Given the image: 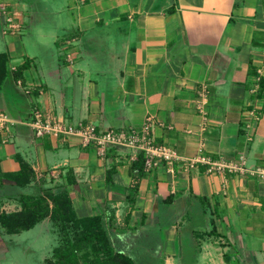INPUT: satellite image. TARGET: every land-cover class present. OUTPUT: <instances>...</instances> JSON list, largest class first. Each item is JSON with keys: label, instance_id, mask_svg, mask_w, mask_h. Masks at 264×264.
<instances>
[{"label": "crops", "instance_id": "obj_1", "mask_svg": "<svg viewBox=\"0 0 264 264\" xmlns=\"http://www.w3.org/2000/svg\"><path fill=\"white\" fill-rule=\"evenodd\" d=\"M5 1L21 28L0 16V111L11 119L1 171L19 172L20 157L31 185L65 182L79 216L111 212L112 237L137 264H264V93L253 95L264 80V0ZM36 109L99 129H140L152 116L157 142L181 156L245 167L162 162L140 177L131 148L101 154L73 137L37 136ZM21 189L3 179L0 208L16 206L3 194Z\"/></svg>", "mask_w": 264, "mask_h": 264}, {"label": "built area", "instance_id": "obj_2", "mask_svg": "<svg viewBox=\"0 0 264 264\" xmlns=\"http://www.w3.org/2000/svg\"><path fill=\"white\" fill-rule=\"evenodd\" d=\"M0 16L5 17L7 29L18 32L21 23L17 21L15 14L9 10L6 2L0 0ZM207 89L203 87L200 99L197 102V109L205 120L207 117ZM255 119L259 115L255 114ZM155 120L149 116L144 121L140 129L136 128H115L99 129L96 124L90 121H80L73 123L64 117L51 113H45L40 109L33 111L31 125L37 136L50 135L54 137L76 138L83 147H94L99 153L105 154L110 147H128L137 152L143 151L146 157V166L153 163L165 162L172 168L175 165L197 166L206 165L208 172H225L241 170L245 166L244 160H225L223 158H213L205 154H198L195 157L186 158L181 156L174 146L163 142H157L155 138ZM11 119L0 111V130L7 133L10 130ZM248 128L252 127L248 124ZM249 131V140L253 139L254 131ZM264 175V169L261 170Z\"/></svg>", "mask_w": 264, "mask_h": 264}, {"label": "trees", "instance_id": "obj_3", "mask_svg": "<svg viewBox=\"0 0 264 264\" xmlns=\"http://www.w3.org/2000/svg\"><path fill=\"white\" fill-rule=\"evenodd\" d=\"M28 61L14 70L16 77L21 75V72L28 67ZM251 74L253 73L250 71ZM259 90L254 96L262 95L264 93V80L259 76L258 83ZM21 169L17 173H4L0 168V182L3 179H10L19 185H23L32 177L31 166L19 157ZM146 168V157L143 151L138 153L136 160L131 165V173L137 176H143ZM54 207L51 211L52 218H59L63 226L67 227L69 222L75 226L74 238H68V247L54 248V259H49L46 264H74L75 253L79 248L80 243H90L97 252L95 260L86 264H137L135 259L122 251H117L111 244V239L108 232V227L114 224V215L111 212H106L99 215L86 216V218L79 219L75 215V208L73 207L71 198L66 194H61L59 198L53 197ZM130 199V204H132ZM20 203L22 209L17 212H5L0 210V225L7 228L10 233L21 232L33 228L37 223L42 221L49 215L50 209L42 196H32L28 194H21ZM79 226H83L80 228ZM80 229V230H79ZM102 253L103 256L99 255Z\"/></svg>", "mask_w": 264, "mask_h": 264}, {"label": "rangeland", "instance_id": "obj_4", "mask_svg": "<svg viewBox=\"0 0 264 264\" xmlns=\"http://www.w3.org/2000/svg\"><path fill=\"white\" fill-rule=\"evenodd\" d=\"M1 1L6 2L5 0ZM59 174L60 173H55L54 176H58ZM34 175L35 174L33 173L32 177H34ZM56 179L58 180L56 183L46 180V183H41L40 187L31 185V179L29 181H25L26 183L22 185L21 190L23 191L21 194H28L35 197L42 196L46 204L49 206L50 213L42 221L37 223L29 230L10 233L6 227L2 225L0 226V242L5 243V245L0 249V261L2 264H5L7 261H18L19 264H46L47 260L54 259V248L58 246L68 247V238H74L75 231H77L74 227L75 225L72 222H69L65 228V226L61 224L62 222L58 220L59 218H52L51 215V211L55 205L53 201L54 196L59 198L61 194H66L69 196V198H71L73 207L75 208L71 193L67 187L68 185L65 182L59 181V178ZM28 185H30L29 188L27 187ZM15 189L17 188L15 187ZM21 194L9 190L7 193H4V198L7 200H12V203L15 202L17 205L8 207L9 211L2 210L1 208L0 210L8 213L20 211L22 209V205L20 203ZM1 197L2 196L0 193V203L2 201ZM74 210L77 218H86L84 216H79L76 209ZM79 227L82 228L83 226ZM113 227V225H110L107 228L111 239V244L115 250L125 252L123 246L120 245V242L116 238L112 237L110 229ZM50 247H52V251L51 249L49 250ZM78 247L79 248L75 253L76 255L73 257L74 262L77 263L74 264H86L95 260L97 255L95 249L99 246L94 247L93 244L91 245L90 243L84 242L80 243ZM99 255L103 256L102 253H99ZM147 257H149V260L153 261L154 264H158V262L156 263L153 256H146V258Z\"/></svg>", "mask_w": 264, "mask_h": 264}]
</instances>
